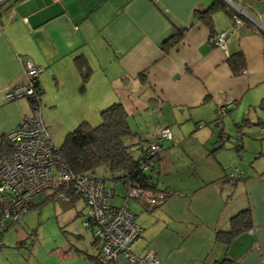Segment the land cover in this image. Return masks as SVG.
<instances>
[{"label":"crops","instance_id":"crops-1","mask_svg":"<svg viewBox=\"0 0 264 264\" xmlns=\"http://www.w3.org/2000/svg\"><path fill=\"white\" fill-rule=\"evenodd\" d=\"M212 1L0 4V141L31 112L26 98L4 96L23 81L21 58L29 57L42 68L40 112L47 129L57 127L55 111L61 110L68 128L121 102L129 126L131 118L141 120L132 131L146 136V146L168 126L172 139L163 141L162 150L182 147V164H161L160 154L153 167L157 188L170 192L164 200L149 206L133 199L136 208L126 202L142 228L132 252L152 248L158 264H215L225 257L264 264V0H222L226 9H216L208 27L195 13ZM230 12L245 23L231 26ZM222 32L224 49L214 41ZM174 34L177 42L163 48ZM235 52L244 57L243 73L234 74L227 61ZM77 55L87 60L86 79L75 65ZM220 107L226 111L217 123ZM244 117L248 124L238 127ZM238 171L241 177H230ZM55 199L6 222L0 264H111L95 258L97 249L85 235L65 228L68 210L53 205ZM244 208L252 227L228 244L216 241L215 233L227 230L230 217ZM89 242L95 246L93 237Z\"/></svg>","mask_w":264,"mask_h":264},{"label":"built area","instance_id":"built-area-1","mask_svg":"<svg viewBox=\"0 0 264 264\" xmlns=\"http://www.w3.org/2000/svg\"><path fill=\"white\" fill-rule=\"evenodd\" d=\"M6 0H0V4ZM231 26L243 25V17L230 12ZM214 41L224 49V32L216 35ZM23 81L8 88L4 94L6 100L19 97H33L30 114L24 116L20 124L9 130L5 137L9 150L0 155V232L7 221H17L31 208L33 198L46 190L55 192V196L69 200V191L77 193L83 201L86 213L82 224L90 227L98 257L113 264H158L155 252L147 248L142 254L132 252V246L140 238L142 228L135 221L133 212L127 203L114 205V190L108 187L104 179L89 173L75 174L63 161L45 126L36 101V82L41 66L29 57L21 58ZM226 109L220 107L217 123ZM202 124V123H201ZM200 124V125H201ZM264 136V126L259 127ZM224 139V137H222ZM168 126L160 128L149 141L141 169L146 170L152 163L154 154L162 150V143L171 140ZM231 178L241 177L242 171ZM127 195L124 198L137 199L149 206L158 205L164 198L161 191H152L136 180H126Z\"/></svg>","mask_w":264,"mask_h":264},{"label":"trees","instance_id":"trees-1","mask_svg":"<svg viewBox=\"0 0 264 264\" xmlns=\"http://www.w3.org/2000/svg\"><path fill=\"white\" fill-rule=\"evenodd\" d=\"M225 8L226 3L222 0H213L210 5L202 11L195 13L196 17L205 25L211 27L212 14L218 8ZM179 34L169 36L162 42V47L167 48L177 42ZM227 61L234 74L243 73L244 57L241 52H235L228 56ZM75 65L80 70L82 78L86 79L89 74V66L87 60L82 55H77L74 58ZM37 102L40 104L42 89L39 81L35 84ZM29 105L33 102V97L26 98ZM264 107V104H261ZM100 122L97 125H91L87 120L80 121L76 126L69 130L61 143L59 148L60 155L68 166V168L75 174L89 173L95 175V170L100 166L105 167L110 171V178L113 180H136L139 184L152 191H161L164 193L163 200L170 194L168 190L157 188L155 182L152 180L150 173L146 170H153V167L158 162V155L156 153L152 157V163L148 169L142 170L141 164L144 159L146 147H141L140 155L135 157L132 154L127 138L135 134L128 123L127 112L121 102H113L104 107L100 111ZM246 117L238 124L242 127L248 124ZM264 126V125H260ZM259 126V127H260ZM9 150V143L5 134L1 136L0 141V155ZM69 200L75 201L80 196L69 191ZM37 196H42L38 203L32 201V206H38L41 203L51 201L56 198L55 192L45 193L41 192ZM137 200V199H136ZM140 201V200H139ZM134 214V213H133ZM251 216L249 208L239 210L230 217V225L227 230L217 231L215 233V240L228 244L229 241L238 233L248 230L252 227ZM95 258L99 261L101 259L98 254ZM102 262V261H101ZM113 264L112 262H108ZM215 264H235L225 257L218 260Z\"/></svg>","mask_w":264,"mask_h":264},{"label":"rangeland","instance_id":"rangeland-1","mask_svg":"<svg viewBox=\"0 0 264 264\" xmlns=\"http://www.w3.org/2000/svg\"><path fill=\"white\" fill-rule=\"evenodd\" d=\"M48 93L49 92L44 91V95H46L48 97L51 96ZM19 98H22V97H19ZM23 98H25V97H23ZM100 111H99V116H97L96 118H92L90 120H87L91 125H97L100 122V120H101L100 119ZM50 112L51 111H47L46 115H48L51 118ZM63 118L64 117L62 116L61 110L55 111L54 116H52V120L53 119L55 120L57 127H50L49 129H47L53 143L56 146H60L62 141H63L65 134L69 130H71L74 126H76L78 124L77 123L76 125H73L70 127L68 126V128H67L65 126H62L65 124V119H63ZM130 121L132 122V124H130L131 130H134L136 124L140 125V123H141V120L139 118L138 119L137 118L136 119L131 118ZM145 137L146 136L133 134L129 138H127L126 142L129 143V145H130L129 147L132 150V154L135 155V157L140 155L141 146L142 147L146 146L147 141L143 140ZM186 142H188L187 137L184 140V143H186ZM181 149H182V147L180 146L177 149H174V150L169 151V152H168V149L167 150H161L159 152V154L162 155L160 163L162 164L164 161L166 163V165H171L174 163L179 164V165L182 164L181 162L183 161V158H184L183 156H184L185 152L182 151ZM146 172L151 174L154 181H156V178L159 177L154 171L152 172V170H150V169L146 170ZM160 173H161V176H164L165 170L164 169L161 170ZM95 176L103 178L105 184L108 187L113 188V190H114V197H113L114 205H121L124 202L128 201L131 208H133V207L136 208V205L133 204V199L131 197L130 198H128V197L124 198V196L127 195L125 183L122 182L121 180L111 179L110 178L111 174H110L109 170H107L105 167L100 166L99 168H97L95 170ZM50 192H51V190L45 191V193H50ZM55 204L61 205L64 210H68L67 211L68 212L67 220H66L65 225H64L65 228L67 230H69V227H70L72 230L75 229L76 231H78L77 233H81L82 235H85L86 239H87L86 241L88 242V244L91 247H93V250H94V247L97 248L96 244L94 246V245H91L89 242V240L92 239V233H90L91 228L85 227L82 224V217L86 213V208L84 207L82 199L79 198V199H76L75 201H71V200H66L63 198L56 197L55 201L53 202V205H55Z\"/></svg>","mask_w":264,"mask_h":264},{"label":"water","instance_id":"water-1","mask_svg":"<svg viewBox=\"0 0 264 264\" xmlns=\"http://www.w3.org/2000/svg\"><path fill=\"white\" fill-rule=\"evenodd\" d=\"M229 2L233 3L232 0H228ZM224 137V136H221V138ZM223 139V138H222Z\"/></svg>","mask_w":264,"mask_h":264}]
</instances>
